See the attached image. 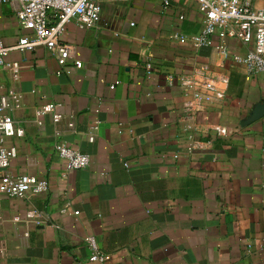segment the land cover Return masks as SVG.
<instances>
[{
	"label": "crops",
	"instance_id": "1",
	"mask_svg": "<svg viewBox=\"0 0 264 264\" xmlns=\"http://www.w3.org/2000/svg\"><path fill=\"white\" fill-rule=\"evenodd\" d=\"M202 22L193 0H100L95 27L67 23L64 63L44 47L8 52L1 90L21 135L5 140L16 156L4 172L48 188L0 198V264H96L88 236L104 264H264V75L194 48ZM21 34L0 5V41ZM205 65L226 74V90L184 112L189 96L168 75ZM46 102L59 120L36 114ZM59 142L88 166L65 171Z\"/></svg>",
	"mask_w": 264,
	"mask_h": 264
},
{
	"label": "built area",
	"instance_id": "2",
	"mask_svg": "<svg viewBox=\"0 0 264 264\" xmlns=\"http://www.w3.org/2000/svg\"><path fill=\"white\" fill-rule=\"evenodd\" d=\"M196 2L203 22L199 33L192 37L194 48L209 46L217 53V65L223 66L227 59L243 64L251 74L264 75V6L254 7L252 0H193ZM0 5H11L14 16L22 34L15 45L7 46L0 41V68L5 67V56L12 49L33 50L44 47L64 63L69 59L71 46L61 38L67 23L73 20L79 28L95 27L100 17V0H0ZM217 39V41H215ZM180 42L185 38L180 37ZM227 40H235L246 45L242 53L228 49ZM76 68L81 62L74 61ZM146 73L153 71L152 63L145 62ZM174 78L179 81L183 93L189 99L183 106L184 112H195L201 108L207 94L224 93L227 86V76L208 65L191 73L179 75L178 78L168 75V81ZM119 81L110 84L114 88ZM0 83V198H26L30 195L45 193L48 183L45 179L30 174L11 175L4 172L10 165V160L16 156V148L5 144L8 137L21 135L8 114L9 98L2 93ZM56 104L46 102L36 110L37 115L51 113L54 120H59L61 114L55 111ZM218 132L219 128L216 129ZM58 156L63 161L65 171L86 168L89 157L63 142L55 145ZM126 165V164H125ZM62 213L67 212L62 208ZM77 215L78 211L72 212ZM91 249L90 261L104 264L106 254L99 250L92 236L86 238Z\"/></svg>",
	"mask_w": 264,
	"mask_h": 264
},
{
	"label": "water",
	"instance_id": "3",
	"mask_svg": "<svg viewBox=\"0 0 264 264\" xmlns=\"http://www.w3.org/2000/svg\"><path fill=\"white\" fill-rule=\"evenodd\" d=\"M260 108L262 109V106H259V107H258V109H260Z\"/></svg>",
	"mask_w": 264,
	"mask_h": 264
}]
</instances>
